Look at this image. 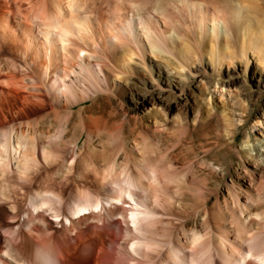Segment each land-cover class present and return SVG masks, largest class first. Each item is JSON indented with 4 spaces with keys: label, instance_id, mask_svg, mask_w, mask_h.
Instances as JSON below:
<instances>
[{
    "label": "rangeland",
    "instance_id": "1",
    "mask_svg": "<svg viewBox=\"0 0 264 264\" xmlns=\"http://www.w3.org/2000/svg\"><path fill=\"white\" fill-rule=\"evenodd\" d=\"M21 1L9 6L24 27L33 6L39 8L42 16L49 17L55 15L60 2L67 5V0ZM124 1V10L118 11L120 0H84L86 6L82 13L91 15L96 26L102 21L119 22L132 13L136 16L142 13L147 19V7L159 2ZM155 13L156 17L152 16L150 20L156 31L168 27L182 36L174 40L163 36L156 38L163 52L152 53L149 40L142 33L138 32L137 42L121 34L126 45L120 46L119 52L113 53L114 57L106 62L111 70L117 68L122 71L118 59L129 49L138 53L144 61H148L149 57L172 60L174 68L179 69V65L185 64L183 54L187 49L202 56L210 46L211 42L205 34L202 38L193 34L208 30L207 27L201 28L196 19L188 15L190 19L186 20L178 9L166 14V17ZM163 18L166 22L162 21ZM108 32L111 33L104 28V33L100 35ZM1 39L0 132L14 129L18 135L31 137L35 144L43 140L49 155L46 161L37 154L36 159L30 162L27 173L19 171L11 158L6 164H0L3 169L0 173V264L10 262L8 255L25 264H43L36 258L42 244L46 245L49 264H174L173 251L180 258H197L185 243L186 234L194 230L205 236L199 250L209 251L210 264H229V261L239 257L240 251L253 249L257 252L259 245H264V142L258 144L250 130L252 121L264 111V88L246 79L248 83L244 85L242 108L248 110V120L236 142H232L221 112L219 116L208 115L206 94L198 81L182 84L177 77H173V90H170L166 80L153 86L151 77L134 75L129 81L128 91H123L112 87L114 76L107 71L109 85L106 84L104 91L87 102L69 107L55 99L47 78L41 75L42 69L37 71L24 59V43L16 50ZM215 43L220 46L219 40ZM230 43L238 52L241 39L234 36ZM78 44L83 48L86 46L79 41ZM105 45L112 52L110 44ZM6 60L16 62L24 70L12 68ZM65 66L60 63L62 74ZM12 71L16 72L18 79L25 73L33 79L30 78L26 85L16 84L11 81ZM209 71L206 70L207 73ZM123 78L120 83L125 85ZM159 85L164 89L162 95L157 89ZM153 93L163 107L158 112L160 120L165 121L166 112H169L172 118L188 114L193 121L192 114L197 109L202 110L203 119L199 123L169 122L167 129L158 128L153 121L155 115L153 117V113L146 111L142 105ZM215 105L220 111L224 109L219 101ZM248 138L256 143V150L252 147L243 159L239 150ZM2 155L7 157L0 145ZM203 158L222 165L224 176L209 172L201 164ZM146 160L165 167L175 178L172 186L179 185L181 188L176 204L177 217L155 210L152 191L141 187L137 164L141 165ZM9 162L10 166L7 165ZM232 181L243 189L242 202L247 203L244 199L251 195L255 200L246 215L241 217L234 209L236 194ZM247 183L251 187H247ZM172 186L170 191L175 190ZM129 188L148 210L157 211L159 217H164L166 227H171L172 232H158L146 222L136 230L128 218L130 208L107 205L109 198L119 196L123 189ZM98 202L103 204L101 211L73 218L77 205ZM33 203L43 206L36 211ZM8 213L16 214V221H12ZM56 215L61 218L69 216L72 223L68 225L62 219L57 220ZM172 219L175 224L170 226ZM241 219L248 225V232H241ZM224 229L231 231L232 257L227 256L213 240ZM135 241L138 244L133 249L131 245ZM250 264L256 263L251 261Z\"/></svg>",
    "mask_w": 264,
    "mask_h": 264
},
{
    "label": "bare ground",
    "instance_id": "2",
    "mask_svg": "<svg viewBox=\"0 0 264 264\" xmlns=\"http://www.w3.org/2000/svg\"><path fill=\"white\" fill-rule=\"evenodd\" d=\"M1 2H3L2 6ZM21 2V0H0V45L1 38L4 42H9L14 46L16 50H19V45L24 43L25 49L22 53L24 59L37 71L42 69L41 75L47 78L48 84L54 91L55 99L62 101L69 107L76 103L87 102L100 91H104L106 84L109 85L107 71L114 76L112 87L120 88L123 91L127 90L128 85H130L129 81L134 75L151 77L153 86H156V82L160 83L166 80L165 83L170 90H173V82L171 81L173 77H177L182 84H187L191 80L198 81L203 85L202 90L206 94L205 100L209 106L208 115L211 117L219 116L221 112L226 123L229 140L236 142L239 132L248 120L246 114L248 110L242 108V106L244 107V85H247L248 81H252L257 87L264 88V0H159L155 5L147 7L149 9L147 19L142 13H139L138 16L132 13L131 16L125 15L119 22L102 21L97 26L91 15L82 13L86 6L84 0H67L66 6L60 2L55 15L49 17L42 16L38 12L39 8L33 6L30 16H27L28 20L25 22V27L24 23L22 25L18 22L16 12L9 6V4H20ZM124 2V0H120L117 4L118 11L124 10ZM177 9L186 20L190 19V16L199 22L201 28H208L206 33L202 30L193 33L201 38L205 34L211 42L202 56L189 48L183 54L185 64L179 65V69H176L172 60L149 57L148 61H144L138 53L129 49L123 52L118 59L122 71L117 68L111 70L108 67L106 62L111 56L114 57L113 53L119 52L120 46L126 45L125 39H122L124 34L134 38V42H137L138 32L145 35L149 40L152 53L163 52L162 47L156 43V38L163 36L174 40L181 37V33L168 27L165 29L161 27L156 31L150 20L152 16L156 17L155 12L166 17V14ZM162 21H165V18ZM104 28L111 33L100 35L104 33ZM22 34L25 35V39H23ZM234 36L241 39L238 52L230 43ZM216 40L220 41L219 47L215 43ZM78 41L86 46L83 48L78 44ZM105 44H110L112 52L108 48L106 49ZM62 58L65 60L63 61ZM6 62L14 69L22 68L14 61L6 60ZM61 62L66 65L63 74L60 72ZM207 69H210L209 73L206 72ZM10 77L12 82L22 85H26L30 78L33 79L28 73L18 79L15 71L10 73ZM121 78L125 81V85L120 83ZM30 87L32 86L30 85ZM157 89L162 95L163 87L159 85ZM92 91L93 94H90ZM61 97L64 99L62 100ZM216 101H219L224 107L222 111L216 109ZM142 105L146 111L153 113V117L155 115L153 121L160 129H167L169 122L174 124L192 123L193 121L199 123L204 116L202 110L197 109L192 114L193 121H190L188 114L186 116L178 114L172 118L169 116V112H166L165 121L160 120L158 112L163 107L154 93L150 99L146 98ZM250 130L256 136L258 144L264 142V111L252 121ZM0 139V145L7 155V157L0 156V164H6L11 158V161H15L19 171L27 173L30 162L36 159L37 154L39 158L48 160L49 149L43 140L35 144L31 137L25 134L18 135L14 129L1 131ZM252 147L256 150V143H253L249 138L245 139L241 150H239L240 157L244 159ZM251 157L255 158L253 155ZM201 164L211 173L219 176L225 174L222 165H216L206 158L201 159ZM7 165L10 166V162ZM254 166L258 168L257 165ZM137 167L141 187L152 191L155 210H162L169 217H177L176 204L179 201L178 195H180L181 188L179 185L172 186L175 178L170 176L165 167L151 160H146L141 165L137 164ZM1 172L3 169L0 166ZM171 186L175 189L174 191L169 190ZM232 186L236 194L234 196V209L240 213V217L244 216L249 211L250 206H253L254 197L248 196L244 199L247 203H244L242 202L243 189H239L234 181H232ZM249 186L251 187L250 183H247V187ZM39 195L42 194L39 193ZM112 204L130 208L128 218L131 226L136 230H139L140 226L146 222L149 227H154L158 232H172L171 227H166L164 217H159L160 213L157 211L148 210L131 188L123 189L121 195L109 198L107 205ZM32 205L36 211L43 206L34 203ZM102 209L103 204L101 202L93 205H77L73 218L78 215L81 217L92 212H98ZM8 216L12 221H16V214L8 213ZM56 218L57 220H64L68 225L72 223V218L69 216L61 218V216L56 215ZM169 224L170 226L174 225L175 221L172 219ZM242 224L241 232H248V225L244 219ZM182 227L185 228L184 223ZM230 236L231 231L224 229L222 234L215 235L213 240L217 241L227 256L232 257L230 249L234 246ZM186 238L185 243L196 253L197 258L192 260L180 258L178 253L173 251V263L210 264L212 259L209 251L199 250L205 236L194 230L191 234H186ZM136 244L138 241L133 242L131 247L134 249ZM257 249V252L253 249L240 251L239 257L229 261V264H250L251 261L256 264H264V245H259ZM2 255L7 256L6 253H2ZM36 258L43 264L50 263L45 244L41 245ZM8 259L10 261L8 264H25L9 255Z\"/></svg>",
    "mask_w": 264,
    "mask_h": 264
}]
</instances>
